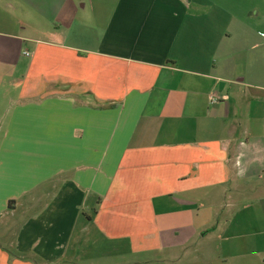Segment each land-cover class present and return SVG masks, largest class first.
<instances>
[{"label":"crops","instance_id":"obj_1","mask_svg":"<svg viewBox=\"0 0 264 264\" xmlns=\"http://www.w3.org/2000/svg\"><path fill=\"white\" fill-rule=\"evenodd\" d=\"M1 257L264 264V0H0Z\"/></svg>","mask_w":264,"mask_h":264},{"label":"rangeland","instance_id":"obj_2","mask_svg":"<svg viewBox=\"0 0 264 264\" xmlns=\"http://www.w3.org/2000/svg\"><path fill=\"white\" fill-rule=\"evenodd\" d=\"M0 264H10V262L5 260V259H3V257H1Z\"/></svg>","mask_w":264,"mask_h":264},{"label":"built area","instance_id":"obj_3","mask_svg":"<svg viewBox=\"0 0 264 264\" xmlns=\"http://www.w3.org/2000/svg\"><path fill=\"white\" fill-rule=\"evenodd\" d=\"M27 54V53H26Z\"/></svg>","mask_w":264,"mask_h":264}]
</instances>
